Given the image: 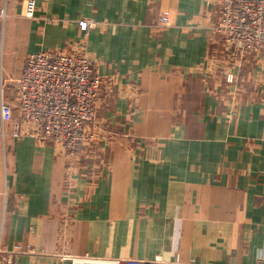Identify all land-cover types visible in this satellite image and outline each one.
I'll use <instances>...</instances> for the list:
<instances>
[{"label":"crops","instance_id":"1","mask_svg":"<svg viewBox=\"0 0 264 264\" xmlns=\"http://www.w3.org/2000/svg\"><path fill=\"white\" fill-rule=\"evenodd\" d=\"M35 2L27 16L25 0H0V249L12 264H264V56L215 31L220 3ZM45 50L97 61L98 135L77 153L21 124L18 82Z\"/></svg>","mask_w":264,"mask_h":264},{"label":"built area","instance_id":"2","mask_svg":"<svg viewBox=\"0 0 264 264\" xmlns=\"http://www.w3.org/2000/svg\"><path fill=\"white\" fill-rule=\"evenodd\" d=\"M221 15L215 31L228 45L244 52L264 56V0H217ZM35 0H25L24 13L33 16ZM8 16L7 4L0 6V23ZM162 25L171 24L170 12L163 11ZM80 28L88 33L94 19H80ZM235 73L228 79L233 81ZM18 96L21 124L36 125L42 139L54 141L71 153L79 152L86 143L97 138L96 103L100 96L101 78L97 61L87 53H52L40 51L27 57L19 79ZM3 123L14 120L13 106L1 104ZM16 125L19 127L18 123ZM19 136V130L14 131ZM0 264H12L8 253L0 249ZM73 264H165L161 259L144 262L135 258H73Z\"/></svg>","mask_w":264,"mask_h":264},{"label":"rangeland","instance_id":"3","mask_svg":"<svg viewBox=\"0 0 264 264\" xmlns=\"http://www.w3.org/2000/svg\"><path fill=\"white\" fill-rule=\"evenodd\" d=\"M1 24V23H0Z\"/></svg>","mask_w":264,"mask_h":264}]
</instances>
